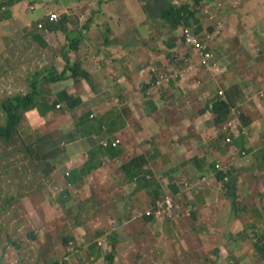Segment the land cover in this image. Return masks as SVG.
<instances>
[{
    "label": "crops",
    "instance_id": "0c3cea01",
    "mask_svg": "<svg viewBox=\"0 0 264 264\" xmlns=\"http://www.w3.org/2000/svg\"><path fill=\"white\" fill-rule=\"evenodd\" d=\"M78 1H52L76 16L72 35L81 50L69 64L59 38L31 37L52 11L46 3L28 13L31 0L11 1L0 31L1 100L29 93L33 83L40 95L23 114L20 153L6 147L14 166H34L37 180L18 183L15 197L40 223L38 241L59 250L63 223L69 237L104 244L102 236L116 237L127 264L129 255L133 264H264V0L202 2L188 28L213 52L209 70L185 43L183 27L172 30L157 16L160 7L138 0L126 12L116 4L129 0L71 6ZM151 66L174 80L150 90ZM221 91L230 116L242 112L245 136L224 132L217 121ZM138 157L142 174L128 179L122 169ZM224 173L231 175L222 180ZM33 188L41 199L33 201ZM158 196L179 208L178 218L144 217ZM12 255L1 253L0 264H14Z\"/></svg>",
    "mask_w": 264,
    "mask_h": 264
},
{
    "label": "trees",
    "instance_id": "16d2710c",
    "mask_svg": "<svg viewBox=\"0 0 264 264\" xmlns=\"http://www.w3.org/2000/svg\"><path fill=\"white\" fill-rule=\"evenodd\" d=\"M6 1V2H4ZM13 0H2V3H10ZM52 1H56L57 3H59L60 0H31V3L36 5V9H37V4L42 3V4H47L46 5V11L51 10V12H54L58 15V20L57 21H50L48 17H46L45 15L43 16L42 20H44V27L42 29L37 30L36 33L32 34L31 37H35L36 39L46 42L43 38L47 39V37L49 36V34H51L52 36V40H56V38H59L60 40V45H61V52L64 56V59L67 61V64H69V62H71L72 59V55L73 54H78L79 50H81V47L79 46L81 39L80 38H75L74 35H72L73 31V27H76L77 24L74 23V19L76 18L75 15H71L68 12H63L62 8L59 7H55ZM142 5L148 6V4L150 3L151 5H155L157 7H160V13L157 16H160L161 18H163V20H166L168 25H170V29L172 30H177L180 27H192L191 25V19H195L197 13H199L200 10V6H204L205 3H202L204 0H191L192 2H194V7L191 8L188 5L182 4V5H178L176 4L173 0H165L163 3H161L160 0H138ZM1 3V4H2ZM68 3V2H67ZM100 5V3H99ZM102 5H103V1H102ZM144 6V10L146 12V14L149 15V11H147L146 7ZM28 10V9H27ZM45 11V12H46ZM9 14H7L6 16H8ZM149 18L150 17L149 15ZM42 32V33H41ZM41 33V36L38 35ZM195 33H199V30H196ZM75 45H77V47H75ZM204 49L205 50H209L208 47L206 46V44H204ZM193 51L195 53H200V51L196 50L195 48H193ZM79 60L80 58L77 57L76 61L74 62L75 66L77 67V69H80V65H79ZM75 66L73 67V70L75 69ZM158 69V73L159 75L163 73L162 70ZM150 73V71H149ZM67 74V71H64V75H60V76H56L54 80H58L59 78H64ZM48 76H53L52 72H47V77ZM38 79V76L36 75V77H34V79L32 80V82H35ZM159 79V76L157 75V71L156 72H152L151 73V80L149 81V88L150 90H154V89H160L161 87L164 86L165 82L161 85H157L156 82ZM52 81V78H49V81ZM174 80L173 79H170ZM39 92L37 89V85L35 83L32 84L31 86V91L27 94H16L13 95L12 97L3 100V103L1 104V109H2V113L5 116V123L4 124H0V150H1V146H6L8 147L9 145H11L14 149V151L18 150V145L22 142V140L24 139L25 134H27V131H23L21 128L22 125V120H23V114L26 110H28L31 105L34 103V101L36 99H38L39 97ZM214 111L216 113L217 116V121L220 122L222 125V128L225 124V122H227L230 118V114L232 112V104L230 103V101L227 99V97L220 98L218 99L214 105ZM20 136V137H19ZM16 138H19L18 141H16ZM116 141H119L118 139ZM116 141L113 143V146H118L120 144L117 143V145H114L116 143ZM25 144V143H24ZM26 147V146H25ZM28 149L31 148L30 145L27 146ZM2 151V150H1ZM6 151V150H5ZM264 155V154H262ZM6 156L5 157V153L4 151H2V155L0 156V181H4V184L6 182L10 183L8 187V189H10L12 191V186H14L11 183V168L12 166H10V163H15V159L13 161L11 160V157L7 154L6 152ZM262 158L264 159V156H262ZM8 160V161H6ZM220 165V164H217ZM216 165V167H217ZM144 164L142 163V159L140 157L138 158H134L132 159L128 164H126L123 167V172L125 174V176L128 179H132L135 176L138 175V170H142ZM38 167L41 169V171H43V169L45 168L44 165H38ZM220 169L216 168L217 170H223L222 166L220 165ZM142 174V172H141ZM144 174V173H143ZM229 175H231V173H224L223 175L219 174V178L222 180H225L226 177H228ZM2 186V184L0 183V187ZM21 187H17V190H21ZM9 192V191H8ZM20 192V191H18ZM7 193V192H6ZM11 195V193H10ZM5 200V199H4ZM157 200H164V198H162L161 196H158L156 198L155 201ZM172 204V203H171ZM169 203L168 201H165L163 203V207L164 208H168L169 207ZM6 206V204H2L0 205V210H2L4 207ZM172 206H174V204H172ZM179 211V209L177 210V212ZM168 214V213H167ZM169 215V214H168ZM144 217L153 219L152 216H148L146 213L144 215ZM168 220H171L172 217L167 216ZM70 238H74V241H72ZM115 240L116 237H110L108 236V239L106 241V243L104 244V242H100L98 241L99 244V248H101L102 250L106 251L107 250V245L112 244V246L110 247V253L108 255H105L104 258H118V250H117V246L115 244ZM64 243L65 245H69V244H73L76 243V237H68V238H64ZM101 244V245H100ZM107 244V245H106ZM79 247H76V251L78 252ZM48 264H67V262L60 261V260H54ZM109 264H113V262H109Z\"/></svg>",
    "mask_w": 264,
    "mask_h": 264
},
{
    "label": "rangeland",
    "instance_id": "374dc122",
    "mask_svg": "<svg viewBox=\"0 0 264 264\" xmlns=\"http://www.w3.org/2000/svg\"><path fill=\"white\" fill-rule=\"evenodd\" d=\"M1 1L2 0H0V2ZM133 1L134 0H129L128 4L119 1V3L116 4V10L123 9L124 7H134ZM94 2H98V0H94ZM83 4H84V0H81L74 4H71V6L79 7V6H83ZM123 11L126 12V10L124 9ZM3 26H5V24L0 25V31L3 30L2 29ZM2 103L3 101L0 98V105ZM4 123H5V116L2 113V109L0 108V124H4ZM21 128H23V124L21 125ZM21 148H22L21 146L18 147L17 150L18 153H20ZM6 149L8 150V148H6L5 145L1 146V150L4 151L5 157L7 158L5 151ZM1 150H0V156L2 155ZM14 159L15 157H12L10 161H13ZM9 164L10 166H12L11 174H10L11 183L14 185L12 186V191L8 189V187H10L9 186L10 183L6 182L4 184V181L2 180L0 181V183L2 184V186L0 187V205L6 204V206L2 210H0V224L3 227L2 229L3 242L0 246V256L1 253H5L6 257L11 256L13 254L12 259L14 258V264H16V258L21 259V257H23V259L18 261L19 263L21 262L22 264H48L54 260H60V261L64 260L65 262H67V264H109V262H113V264H127V263H123L120 253L117 254L118 255L117 259L104 258L105 255H108L110 253V247L112 246V244L110 245L106 244L107 250L104 251L98 247L99 244L97 238H88V236L86 235V237L76 238V243H73L72 245L71 244L65 245L64 237L67 236L65 230L67 226H64L63 223L59 224L60 227V234L58 239V243L60 244L59 250H56L53 244H51L48 247V245L46 246L45 241L43 243L39 242L37 238L38 233H36L35 231L40 230V223L33 222V219L28 216L30 215L28 210L25 209V212H27L26 214L24 210L21 208L22 197H18V198L15 197L17 194L18 196H20V192H18L20 190H17L18 183L23 181L26 182L31 181L33 183L37 180V175L33 173L34 166L29 163L23 164L19 162L17 163L16 166H14V164L10 162ZM31 190L32 191H29V193H33L36 195L33 201H37L41 199L42 194L38 191L37 188H33ZM60 199L64 200L63 197H60ZM178 209L179 208L177 206H172L169 207V209L167 210L168 212L166 213H168L169 216L172 217V219L174 220L175 216H177L176 212ZM162 210L165 211L166 209L162 208ZM67 212L68 211H66V214ZM146 212L147 211H145V213ZM178 217L179 216H177L176 218ZM155 221H159V219L155 218ZM54 236H55V232H54ZM68 237L69 236H67L66 238ZM70 239L74 241V238H70ZM107 239L108 237L105 238L102 236L101 240L106 242ZM76 247H79L78 252L76 251ZM38 252H41V254L39 256H36ZM129 256L128 258H126V261L129 260L130 263L128 264H133L132 263L133 258H129ZM29 258L32 260H29ZM1 263L5 264L3 259L1 260ZM19 263L17 262V264Z\"/></svg>",
    "mask_w": 264,
    "mask_h": 264
},
{
    "label": "clouds",
    "instance_id": "9594fccd",
    "mask_svg": "<svg viewBox=\"0 0 264 264\" xmlns=\"http://www.w3.org/2000/svg\"><path fill=\"white\" fill-rule=\"evenodd\" d=\"M16 1V0H15ZM4 2H6V1H4ZM2 2H0V25H2V24H7L6 22H4L6 19H5V17H6V15L7 14H9L10 12L9 11H11V2L10 3H7V4H5V3H2ZM30 6H34L35 7V9L33 10V11H30ZM2 7H5V10H2ZM28 10H27V12L28 13H33L35 10H36V5L35 4H33V3H29V6H28V8H27ZM49 13V12H48ZM47 13V14H48ZM54 13V12H53ZM47 14H46V17H48L47 16ZM17 19V17H14L13 18V21H15ZM53 22V21H52ZM39 24H42L43 25V27H44V23H39ZM39 24H38V29H40L39 28ZM42 27V28H43ZM185 29H190V28H186V27H184V28H182L181 29V36L184 38V36H183V31L185 30ZM197 37H198V35L192 30V29H190ZM198 39H199V37H198ZM184 40H185V38H184ZM199 41L201 42V44H203L204 45V43L199 39ZM185 43L187 44V42H186V40H185ZM187 45H189V46H192V45H190V44H187ZM193 47V46H192ZM194 48V47H193ZM207 51H210V50H207ZM211 52V51H210ZM212 54H213V52H211ZM200 54V53H199ZM202 56V55H201ZM213 56H214V54H213ZM176 61H177V59H175ZM175 61V62H176ZM186 63L188 62V61H186V59L184 60ZM202 61H203V58H202ZM204 65V64H203ZM153 67H156V68H159V67H157V66H151V67H149V69H148V72L153 68ZM205 67H206V69H210V67H207L206 65H205ZM215 67V66H214ZM164 73H166V75L167 76H169L170 78H169V81L167 82V83H169L170 82V79H173L174 78V76L171 74V73H169L168 71H166V70H164L163 71ZM150 79H151V74H150ZM167 83H165V84H167ZM164 84V85H165ZM221 92H223V91H221ZM225 93L223 92V95H220V92H219V97L220 98H225ZM241 118H242V112L240 111V110H238V109H235L234 111H233V115L232 116H230V118H229V120L227 121V122H225V124H224V126L228 123V122H230V121H235L236 123H237V130L235 129V131H230V130H224V126H223V131L224 132H228V133H230V134H232V135H234V136H245L246 135V131H245V129L243 128V126H242V123H241ZM228 138H230V137H228ZM227 138V139H228ZM227 139H226V143H228L227 142ZM231 139V142L230 143H228V144H231L232 143V138H230ZM217 166H219L220 167V165H217ZM218 168V167H217ZM221 168V167H220ZM220 168H218V169H220ZM167 198H164V200H157V201H155L154 200V203H153V205L151 206L152 207V211H150V209L149 210H147V212H146V214L149 216H152L153 217V219H155V218H157V219H159V220H163V219H166L167 218V216H169V215H163V216H158L157 215V211L160 209V207H159V205H163V203L165 202V201H168V202H171L169 199L168 200H166ZM172 203V202H171ZM173 204V203H172ZM163 209H167V208H164L163 207ZM171 221H173V219H171ZM101 245V244H100Z\"/></svg>",
    "mask_w": 264,
    "mask_h": 264
},
{
    "label": "built area",
    "instance_id": "2783aa9c",
    "mask_svg": "<svg viewBox=\"0 0 264 264\" xmlns=\"http://www.w3.org/2000/svg\"><path fill=\"white\" fill-rule=\"evenodd\" d=\"M35 9L34 6H30V11H33ZM2 10H5V7H2ZM48 18L50 21H57L58 20V15L56 13L53 12H49L47 14ZM43 25L39 24V28H42ZM183 36L187 42V44L192 45L196 50L200 51V54L202 55L203 58V64L206 65L207 67H211V66H216L215 63H213V59L214 56L210 51H207L204 49V45L201 44V42L199 41L198 37L190 30V29H185L183 31ZM186 61H188V59H186ZM157 71V75L159 76V79L157 80L156 84L157 85H161L164 82L167 83L169 81V76L166 75V73H162L159 75L158 73V69L156 67H153L150 70V74L152 72H156ZM220 95H223V92H220ZM235 129L237 130V123L235 121H230L228 122L225 126H224V130H230V131H235ZM227 142L230 143L231 139L228 138ZM117 143H119V141H117L114 145H117ZM218 168H220L219 166H217ZM170 205L169 207H172L171 202H168ZM160 209L157 211V215L158 216H163L168 215L166 212H168L167 210L169 209V207L164 211L162 210L163 205H159ZM165 212V213H162Z\"/></svg>",
    "mask_w": 264,
    "mask_h": 264
}]
</instances>
